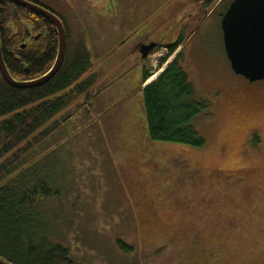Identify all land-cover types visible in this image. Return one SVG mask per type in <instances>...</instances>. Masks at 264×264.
<instances>
[{"label":"rangeland","instance_id":"obj_1","mask_svg":"<svg viewBox=\"0 0 264 264\" xmlns=\"http://www.w3.org/2000/svg\"><path fill=\"white\" fill-rule=\"evenodd\" d=\"M37 1L62 14L69 50L90 52L97 80L87 99L78 96L56 117L9 185L12 193L34 191L27 232L66 246L74 264H264V80L230 68L224 0L205 7L200 20L190 16L192 0L118 3L128 25L137 7L148 10L140 32L151 22L154 36L167 30L168 41L174 33L182 40L177 51L194 97L210 103L211 115L193 121L206 141L200 148L147 136L142 71L160 73L174 53L120 59L102 37L111 26L87 2L82 10ZM133 28L114 33L115 42L131 45Z\"/></svg>","mask_w":264,"mask_h":264},{"label":"trees","instance_id":"obj_2","mask_svg":"<svg viewBox=\"0 0 264 264\" xmlns=\"http://www.w3.org/2000/svg\"><path fill=\"white\" fill-rule=\"evenodd\" d=\"M213 2L206 0L205 5L209 6ZM24 12L23 8L9 0H0L2 26L4 23L11 27L18 25ZM35 17L41 20L51 39L40 58L26 60V69L12 59H7L8 67L15 73L13 77L42 75L56 57L55 29L48 20L38 15ZM64 27L67 30L66 25ZM181 43L182 40L178 39L167 48L168 56L174 53L172 60L151 82L141 86L149 78L143 68L139 86L143 94L145 125L147 136L152 141L200 148L206 141L193 121L202 113L204 117L211 115L210 103L207 99L194 97L193 86L181 65L182 48L177 51ZM158 50L155 49L153 53ZM164 62V58H160L157 66L160 68ZM91 66L88 50L71 51L67 46L59 70L40 86L15 88L0 78V257L10 264H74L66 246L56 242L45 244V238L37 239L27 232L29 227L26 226L33 225L29 222L31 220L25 218V212L28 204L33 202L34 191H17L13 194L9 191V185L31 162L28 156L59 124L56 117L78 96L87 99L86 95L97 80L91 72ZM83 104L88 105V102L84 100ZM66 118L63 117L62 122ZM119 244L124 250L132 249V246L123 242Z\"/></svg>","mask_w":264,"mask_h":264},{"label":"water","instance_id":"obj_3","mask_svg":"<svg viewBox=\"0 0 264 264\" xmlns=\"http://www.w3.org/2000/svg\"><path fill=\"white\" fill-rule=\"evenodd\" d=\"M9 1L45 18L56 30V57L51 67L33 80H16L5 66L0 49V74L5 82L15 88L40 86L51 79L63 63L67 48L63 21L47 8L28 0ZM220 27L224 50L232 71L250 82L264 80V0H232L222 15ZM237 51H242L244 56L238 57ZM0 264L10 263L0 257Z\"/></svg>","mask_w":264,"mask_h":264},{"label":"flooded vegetation","instance_id":"obj_4","mask_svg":"<svg viewBox=\"0 0 264 264\" xmlns=\"http://www.w3.org/2000/svg\"><path fill=\"white\" fill-rule=\"evenodd\" d=\"M28 1L47 8L48 10H50L51 12L56 14L60 19H62L60 17V15L57 14L53 8L50 9L47 6L42 5L37 0H28ZM192 1L194 2L195 7H194V10L191 11L190 16L192 18L193 17L196 18L197 20L203 19V16H204L203 11L205 10L204 8L207 7L205 5L206 0H192ZM220 1H222V0H220ZM231 1L232 0H228V1L224 0L222 3L218 2V5H222V7L223 8L225 7L224 9H226ZM99 3H98V6H100ZM120 7H121L120 5H117V7L115 8V13H116L118 18L122 19L121 22L127 23V18L122 13L123 9ZM142 8H143L142 6L141 7L139 6L136 8L137 11L135 12V10H134V12H133L132 23L134 21V24H132V26L129 27L130 30L134 27L133 31L130 32V33H132L133 41L131 42V45L127 46L126 48L122 47V46H124L123 45L124 43L120 44L119 43L120 40H117L115 42V40H114V33L115 32H113L111 30V27L103 29L102 32L100 31L102 33V37H103V33H105L104 41L107 44H109L111 47H113L112 49H113V51H115V53H113V55H116L120 59L124 58L129 53H133V54H138V58L140 61L148 60L149 57L153 54V51L155 49L160 50V49L164 48L167 51V48L169 46H172L173 44H175L178 41V39L176 40V38H175V36H176L175 33H174V37H173L174 42L172 41L171 37L168 38L169 39V41H168L166 38L168 36L167 30H163L160 33L158 32V33H156V36H154L153 35L154 33L151 31V30H153V28L150 27L151 22H149L148 25H146L147 27L142 26V27H144V29L141 30V32L138 28L136 29L135 28L136 25L145 23V22L144 23L141 22V20L148 13V10L142 9ZM23 9L25 12L22 13V17L19 20L18 25H14L13 27H11L7 23H4L3 26L0 23V49H1V54H2L3 61L5 63V66L7 67L8 71L13 72V74L10 72L11 75H15V73L10 67H8V63H7L8 60L7 59H12L15 63H18L20 66H22L24 69H26L28 67V62H26V60L30 59L31 57L40 58V56H42L45 53V51H46L45 49H47L49 39H51V36L48 34V31H46L45 28L42 26L41 20L35 17V16H37V14L26 9V8H23ZM104 12H106V11H104V9L100 10L98 8L96 13L99 15V20L101 19V21H103L102 25H104L103 27L105 28V25L107 26V24H105L107 22V18L105 17ZM39 17H41V16H39ZM41 18H43V17H41ZM152 22H153V20H152ZM53 28H54V26H53ZM138 30L140 33H138ZM127 32L128 31L119 32V33L127 34ZM66 34H67V32H66ZM136 34H137V36H136ZM129 37H131V36H129ZM67 46H68V40H67ZM143 52H144V56H142ZM18 59H20V62H18ZM40 75L41 74H39V75L35 74V75L29 76V77H26L24 75L20 76V77H16V76H14V77L16 80H19V81H28V80H33V79L39 77ZM0 78H2L1 74H0Z\"/></svg>","mask_w":264,"mask_h":264},{"label":"crops","instance_id":"obj_5","mask_svg":"<svg viewBox=\"0 0 264 264\" xmlns=\"http://www.w3.org/2000/svg\"><path fill=\"white\" fill-rule=\"evenodd\" d=\"M63 4L66 6L70 5L74 2L77 6L79 5L80 9L84 10L86 9L84 4L86 2L88 3V8L89 10H94L97 12L98 8L101 10L104 9L105 17L107 18V24L111 26V30L115 33L119 32H125L129 31V27L132 25H128L127 23H122V19L118 18L116 13H115V8L117 7L118 3L120 0H60ZM99 2H103V6H98ZM111 2H114V6L111 5ZM121 6V4H120ZM121 8V7H120ZM107 9V10H106ZM57 14L60 15L62 18L63 22L65 23V20L62 16V14L58 11H56ZM128 28V29H127ZM109 49H112V47Z\"/></svg>","mask_w":264,"mask_h":264},{"label":"bare ground","instance_id":"obj_6","mask_svg":"<svg viewBox=\"0 0 264 264\" xmlns=\"http://www.w3.org/2000/svg\"><path fill=\"white\" fill-rule=\"evenodd\" d=\"M162 70V69H161ZM160 70V71H161ZM159 74V72H155L153 75H151L150 77H149V79L146 81V83L145 84H148L149 82H151L157 75Z\"/></svg>","mask_w":264,"mask_h":264},{"label":"snow or ice","instance_id":"obj_7","mask_svg":"<svg viewBox=\"0 0 264 264\" xmlns=\"http://www.w3.org/2000/svg\"><path fill=\"white\" fill-rule=\"evenodd\" d=\"M237 56L242 58L244 56V53L242 51H237Z\"/></svg>","mask_w":264,"mask_h":264}]
</instances>
